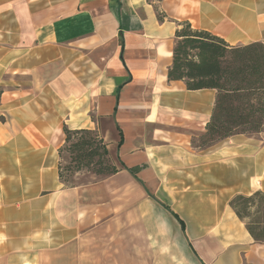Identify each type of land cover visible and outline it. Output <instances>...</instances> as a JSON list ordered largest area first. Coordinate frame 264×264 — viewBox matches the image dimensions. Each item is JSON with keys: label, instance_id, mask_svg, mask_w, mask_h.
Masks as SVG:
<instances>
[{"label": "crops", "instance_id": "0c3cea01", "mask_svg": "<svg viewBox=\"0 0 264 264\" xmlns=\"http://www.w3.org/2000/svg\"><path fill=\"white\" fill-rule=\"evenodd\" d=\"M185 21L264 44V0H0V264H264L230 205L264 191V132L193 145L217 91L168 78ZM65 126L118 171L65 184Z\"/></svg>", "mask_w": 264, "mask_h": 264}, {"label": "trees", "instance_id": "16d2710c", "mask_svg": "<svg viewBox=\"0 0 264 264\" xmlns=\"http://www.w3.org/2000/svg\"><path fill=\"white\" fill-rule=\"evenodd\" d=\"M161 1V0H158ZM159 20L165 15L158 11ZM169 80H184L190 90L215 89L213 115L193 145L206 149L241 133H260L264 128V44L231 46L224 39L190 22H180L176 31ZM66 142L59 150L60 178L67 184L73 172L88 169L97 175L118 171L107 144L96 130L64 128ZM66 162V163H65ZM69 162V163H68ZM237 216L257 241L264 242V220L247 221L252 209L264 211V191L237 194L230 201Z\"/></svg>", "mask_w": 264, "mask_h": 264}, {"label": "rangeland", "instance_id": "374dc122", "mask_svg": "<svg viewBox=\"0 0 264 264\" xmlns=\"http://www.w3.org/2000/svg\"><path fill=\"white\" fill-rule=\"evenodd\" d=\"M263 132H264V130H263ZM263 136H264V134H263ZM194 138H196V142L200 141V137L195 136ZM66 175L69 177L68 183H70L71 185L75 184V183L89 181L91 179L104 177V175H97V174L93 173L92 171H89L86 168L81 170V171L73 172L72 175L70 173H66ZM257 219L264 220V211L257 213L255 209H252L251 216L249 217V219H247V221H254Z\"/></svg>", "mask_w": 264, "mask_h": 264}]
</instances>
